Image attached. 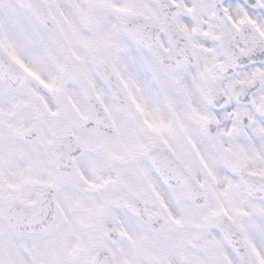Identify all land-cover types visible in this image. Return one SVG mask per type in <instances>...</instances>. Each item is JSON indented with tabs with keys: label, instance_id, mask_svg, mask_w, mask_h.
I'll return each mask as SVG.
<instances>
[{
	"label": "snow or ice",
	"instance_id": "6c2138e0",
	"mask_svg": "<svg viewBox=\"0 0 264 264\" xmlns=\"http://www.w3.org/2000/svg\"><path fill=\"white\" fill-rule=\"evenodd\" d=\"M0 264H264V0H0Z\"/></svg>",
	"mask_w": 264,
	"mask_h": 264
}]
</instances>
